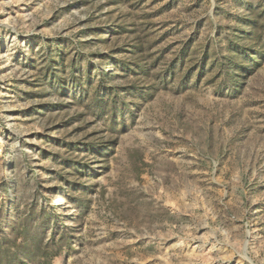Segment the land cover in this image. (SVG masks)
I'll list each match as a JSON object with an SVG mask.
<instances>
[{
    "label": "rangeland",
    "instance_id": "1",
    "mask_svg": "<svg viewBox=\"0 0 264 264\" xmlns=\"http://www.w3.org/2000/svg\"><path fill=\"white\" fill-rule=\"evenodd\" d=\"M0 249L264 264V0H0Z\"/></svg>",
    "mask_w": 264,
    "mask_h": 264
},
{
    "label": "trees",
    "instance_id": "2",
    "mask_svg": "<svg viewBox=\"0 0 264 264\" xmlns=\"http://www.w3.org/2000/svg\"><path fill=\"white\" fill-rule=\"evenodd\" d=\"M252 27H253V31L255 30V40L258 41L259 35L257 34L258 26H257V20L256 19H254L252 21ZM25 243H26V248H25V252H23L24 256L29 255V253H32V254H35L38 256L40 254L41 249L43 248V244H42L43 242H42V239L40 236L37 238L35 246H33L32 248L29 244L30 242H28V243L25 242ZM0 254L3 255V257L4 256L8 257V255H9L8 249L7 250L4 249V251H1V249H0ZM7 262H8V264H10L12 261L10 260V258H7ZM0 264H2L1 259H0Z\"/></svg>",
    "mask_w": 264,
    "mask_h": 264
}]
</instances>
